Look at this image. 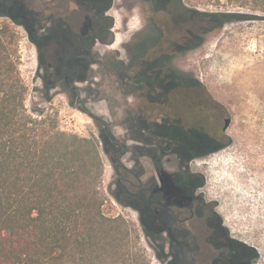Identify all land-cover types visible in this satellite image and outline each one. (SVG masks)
<instances>
[{
  "label": "rangeland",
  "instance_id": "1",
  "mask_svg": "<svg viewBox=\"0 0 264 264\" xmlns=\"http://www.w3.org/2000/svg\"><path fill=\"white\" fill-rule=\"evenodd\" d=\"M23 1L33 9L43 4L37 0ZM183 1L201 12L260 14L252 9L253 4L241 0ZM30 14L24 10L17 21L0 16V24H9L15 34L10 48L26 87L25 104L34 117H51L61 131L93 145L100 161L96 188L103 196L102 211L110 220L97 226L99 236L87 250L88 257H95L94 264H176L173 254L176 248L170 250L167 245L163 249L159 240L148 237L139 212L112 192L117 175L100 133L105 124L121 134L125 129L122 125L130 123L129 111L134 105L127 94L128 85L117 82V72L109 62L100 70L94 67L98 80L90 77L88 84H79L99 91L94 101L85 100L83 94L86 108L94 116L77 106L66 86L47 90V77H43L39 50L33 41ZM110 14L114 16L118 35L108 50L119 49V59L126 61L122 44L141 27L140 5H116ZM176 64L178 69L191 73L200 86L175 102L170 99L163 110L170 118L179 117L185 126H196L224 143L201 154L191 167L204 178L203 195L217 204L231 235L254 253L251 264H264V20L224 22L209 32L199 47L178 58ZM92 74L91 68L88 75ZM154 108L159 112L158 107ZM227 117L231 118V124L224 131Z\"/></svg>",
  "mask_w": 264,
  "mask_h": 264
},
{
  "label": "flooded vegetation",
  "instance_id": "2",
  "mask_svg": "<svg viewBox=\"0 0 264 264\" xmlns=\"http://www.w3.org/2000/svg\"><path fill=\"white\" fill-rule=\"evenodd\" d=\"M1 1L0 16L17 21L24 10L32 13L31 32L47 90L66 86L77 106L93 115L85 100H95L99 91L79 84H88L90 77L98 80L94 67L100 70L109 62L117 82L128 85L134 105L130 123L122 125L121 134L103 124L100 137L117 175L112 192L139 212L145 234L159 240L163 249L175 247L176 264H251L254 253L231 235L217 204L203 195L204 178L191 167L201 156L200 143H187L186 148L183 137L198 127L185 126L163 110L170 99L175 102L199 87L194 79L183 84L176 61L203 43L214 30L208 29L213 22L201 20L195 13L200 10L183 0H37L43 4L36 9L23 0ZM134 4L140 5L141 27L122 44L128 58L124 61L119 49L108 50L118 35L110 11ZM170 130L176 140L170 139ZM222 144L208 139L205 151Z\"/></svg>",
  "mask_w": 264,
  "mask_h": 264
},
{
  "label": "trees",
  "instance_id": "3",
  "mask_svg": "<svg viewBox=\"0 0 264 264\" xmlns=\"http://www.w3.org/2000/svg\"><path fill=\"white\" fill-rule=\"evenodd\" d=\"M241 2L253 4L260 14L195 13L213 22L208 29L230 19L264 20V0ZM14 37L9 24H0V264H94L87 250L99 236L97 226L110 220L96 188L100 161L89 142L28 110L10 48ZM180 75L185 85L194 79L182 70ZM169 136L176 140L171 130ZM183 138L186 148L199 142L200 154L212 139L201 130L185 131Z\"/></svg>",
  "mask_w": 264,
  "mask_h": 264
},
{
  "label": "water",
  "instance_id": "4",
  "mask_svg": "<svg viewBox=\"0 0 264 264\" xmlns=\"http://www.w3.org/2000/svg\"><path fill=\"white\" fill-rule=\"evenodd\" d=\"M86 112L89 113V111H86ZM230 124H231V118L230 117L225 118L223 130L226 131L228 127L230 126Z\"/></svg>",
  "mask_w": 264,
  "mask_h": 264
}]
</instances>
